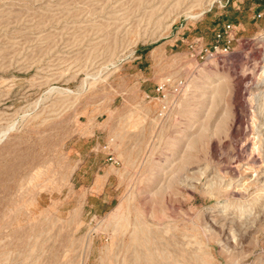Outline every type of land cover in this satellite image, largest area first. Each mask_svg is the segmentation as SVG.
Segmentation results:
<instances>
[{
  "label": "rangeland",
  "instance_id": "rangeland-1",
  "mask_svg": "<svg viewBox=\"0 0 264 264\" xmlns=\"http://www.w3.org/2000/svg\"><path fill=\"white\" fill-rule=\"evenodd\" d=\"M257 3L0 0V132L13 126L0 141V263L68 264L83 237L98 264L139 218L175 226L184 264L200 263L183 251L194 238L212 252L200 264H264ZM223 23L236 26L226 57L212 53ZM95 141L118 168L103 215L68 203Z\"/></svg>",
  "mask_w": 264,
  "mask_h": 264
},
{
  "label": "bare ground",
  "instance_id": "bare-ground-1",
  "mask_svg": "<svg viewBox=\"0 0 264 264\" xmlns=\"http://www.w3.org/2000/svg\"><path fill=\"white\" fill-rule=\"evenodd\" d=\"M198 15H200V13L193 17ZM113 46L114 45H112V47ZM12 127L13 126L11 125L8 129H11ZM8 129L0 132V141L5 138L7 131H10ZM200 133L201 132L199 131L197 134ZM61 179H64L62 175ZM212 187V184L209 183L207 189H212ZM174 228L175 226L172 225L171 222L153 224L139 218L128 223H120L119 229L121 232L116 248L112 254L109 253L97 257L98 264H105V259H107V264H184L178 256L181 253L180 250L173 247L176 245V242H173L170 237H166V235ZM92 239L82 237L77 238V241L74 240L75 245L73 255L68 264H88L91 248L93 246ZM189 244H191V242L188 240L186 246L183 248V251L187 252L188 260L193 259L194 262L206 263L212 253L207 240L205 241L201 238H194L192 249L187 248V245Z\"/></svg>",
  "mask_w": 264,
  "mask_h": 264
},
{
  "label": "crops",
  "instance_id": "crops-1",
  "mask_svg": "<svg viewBox=\"0 0 264 264\" xmlns=\"http://www.w3.org/2000/svg\"><path fill=\"white\" fill-rule=\"evenodd\" d=\"M261 1L262 3L248 7L253 14L252 17L264 8V0ZM237 23L238 28H244L241 21ZM99 146L97 141L93 145H88V150L80 155V163L74 168L72 186L81 196L68 199V203L71 202L70 209L78 208L80 204L81 209L89 214L103 215L117 203V187L114 180L118 168L112 163H108L107 159L99 153L100 150L94 149Z\"/></svg>",
  "mask_w": 264,
  "mask_h": 264
},
{
  "label": "built area",
  "instance_id": "built-area-1",
  "mask_svg": "<svg viewBox=\"0 0 264 264\" xmlns=\"http://www.w3.org/2000/svg\"><path fill=\"white\" fill-rule=\"evenodd\" d=\"M257 19H264V8L254 14ZM236 26L232 23H223L214 30L212 53L226 57L232 53L231 43L236 40ZM108 159L112 160L111 157ZM115 162V161H112Z\"/></svg>",
  "mask_w": 264,
  "mask_h": 264
}]
</instances>
